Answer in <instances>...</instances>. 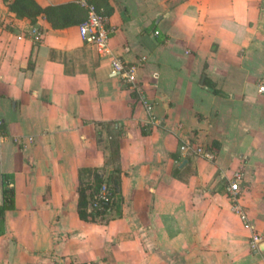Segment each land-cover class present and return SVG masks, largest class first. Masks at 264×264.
I'll return each instance as SVG.
<instances>
[{"label":"crops","instance_id":"crops-1","mask_svg":"<svg viewBox=\"0 0 264 264\" xmlns=\"http://www.w3.org/2000/svg\"><path fill=\"white\" fill-rule=\"evenodd\" d=\"M12 1L0 0V206L13 190L0 264H264L227 189L241 171L239 203L264 235V0H88L114 28L103 56L81 37L79 0H35L66 5L60 21ZM32 25L38 44L18 38ZM114 56H146L152 113L113 74ZM85 167L120 181L98 219L79 212Z\"/></svg>","mask_w":264,"mask_h":264},{"label":"built area","instance_id":"built-area-1","mask_svg":"<svg viewBox=\"0 0 264 264\" xmlns=\"http://www.w3.org/2000/svg\"><path fill=\"white\" fill-rule=\"evenodd\" d=\"M78 2L81 6L87 9L86 18L79 24L82 39L85 42L94 44L102 56L108 55L111 52L108 45V37L114 28L108 25L106 15L102 13L94 3L88 0H79ZM24 37L31 39L33 44H38L43 39V29L37 25H32L25 32L18 35L19 39ZM145 61L146 56H141L140 59L134 63L124 62L119 57L114 56L110 60V67L113 74L120 78L123 85L132 92L136 99L146 105L149 113H152L153 106L147 99L144 84L139 80V69L144 65ZM259 90L264 91V85H261ZM151 120H153V116L151 117ZM5 139L6 135L0 132V145L3 144ZM180 148L186 152L192 150L197 155L209 159L214 156L210 149H207L202 145L194 146L190 141H186L180 146ZM242 175L243 173L241 171L236 172L234 179L230 181L227 187L228 194L233 201V210L237 212L241 220L250 227V248L252 250H259L261 243L264 241V235L256 228L249 225L246 211L239 203V194L242 192L240 185ZM118 202L119 193L111 187V183L107 179H104L98 188V191L93 197H90L88 203L91 211L99 210L102 211L101 214H104L108 211H114ZM104 203L106 204V209L103 210Z\"/></svg>","mask_w":264,"mask_h":264},{"label":"trees","instance_id":"trees-1","mask_svg":"<svg viewBox=\"0 0 264 264\" xmlns=\"http://www.w3.org/2000/svg\"><path fill=\"white\" fill-rule=\"evenodd\" d=\"M9 7L17 12L19 15H27L29 17L35 18L39 13L45 12L46 15L52 19L53 16L60 19L62 18V13L66 10V5H56V6H50L48 8H42L35 0H13L9 3ZM47 9L51 10L48 13ZM53 15V16H52ZM111 153L113 161H117L120 156V150H119V141L116 138L111 139ZM80 176H81V185L78 188V201H79V212L81 216H83L86 219H93L91 215L96 216L98 214H101L102 211L96 210L91 211L88 210V194L87 189H90V197H93V195L96 194L98 191V188L100 187L102 181L104 180L103 175L94 169L91 168H81L80 169ZM85 174L86 181L83 180V175ZM92 175V179H90V176ZM4 178H6V175H4ZM109 182L111 183V187L116 190L119 193V186L120 181L117 175H109ZM5 195H7L8 191L5 190ZM9 194L11 195V200L7 201L5 198L4 203L2 206H0V210L3 212L6 208H9L12 206V196H13V190L9 191ZM106 209V204L104 203L103 210Z\"/></svg>","mask_w":264,"mask_h":264},{"label":"rangeland","instance_id":"rangeland-1","mask_svg":"<svg viewBox=\"0 0 264 264\" xmlns=\"http://www.w3.org/2000/svg\"><path fill=\"white\" fill-rule=\"evenodd\" d=\"M103 172L105 173V175H106L107 177H109L110 173H108L107 171H106V172L103 171ZM108 179H109V178H108ZM83 180H84V181L87 180L85 176H83ZM91 216H92V218H93V217L95 218V216H93V215H91ZM98 217H99V215H98L96 218L98 219ZM101 218H103V217L101 216L99 219H101Z\"/></svg>","mask_w":264,"mask_h":264}]
</instances>
